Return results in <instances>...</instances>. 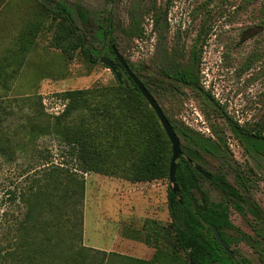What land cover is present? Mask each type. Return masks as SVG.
<instances>
[{
  "label": "rangeland",
  "instance_id": "1",
  "mask_svg": "<svg viewBox=\"0 0 264 264\" xmlns=\"http://www.w3.org/2000/svg\"><path fill=\"white\" fill-rule=\"evenodd\" d=\"M61 4L71 10L75 24L81 32L87 33L88 47L100 52L101 58L106 56L114 60L113 54L107 50L108 41L97 36L101 20H114L115 46L133 66L134 73L153 91L168 116L175 123L206 136H212V128L219 129V135L227 142L233 156L231 165L207 157L209 165H204L205 169L218 173L223 168L228 180L235 184V170L240 166L252 176L255 187L250 196L264 210V146L261 151H256L236 138L231 121L223 115L227 113L240 126L253 133L260 132L264 137V17L261 13L264 0H0L1 37H4L0 42L4 43L5 50L13 46L25 28L40 23L36 40L27 49L25 65L7 88L0 86V105L13 106L6 113L0 108L3 117L0 134L12 141H20L27 150V155L21 154L15 162L0 164V186L4 179L30 177L34 173L31 171L34 163L41 166L52 161L69 167H76L78 163L72 151L59 144L55 136L29 141L26 125L37 113L39 98H42L47 114L58 115L65 108L62 93L108 87L117 82L110 69L100 62L91 64L80 49L73 51L71 48L72 56L67 58L56 45L53 19H56V8ZM78 7L84 11L85 22ZM154 7L161 15L157 26L153 21L157 15ZM132 19L144 30L142 38L137 40L131 39L124 30ZM200 34L198 71L205 92L198 93L189 87H184L178 94L170 89L161 93L155 90L156 85L158 87L156 78L163 69L172 66L179 58L185 57L184 63L189 61ZM176 41L184 47V52H179ZM119 71L127 81L126 74L121 69ZM34 147L37 149L35 153ZM84 176L82 244L111 254L108 256L111 264H130L122 258L125 256L151 260L156 249L143 241L128 238V234H133L128 233V227L140 230L144 214L153 212L160 215V222H171L167 204L169 180L154 182L157 191H144L143 184L119 177L96 173ZM202 188L211 202L221 201L220 193L208 181L202 183ZM2 197L3 192H0V201ZM7 210V207L0 206V224L5 223L3 213ZM230 219L240 231L228 235L239 238L241 232L254 235L250 214L242 217L232 208ZM256 224L257 227L262 225ZM231 249H237L241 254L237 258L238 264H247L244 259L250 264H261L256 251L244 241ZM115 254L120 256L114 257ZM174 257L177 258L167 264H184L183 252H174Z\"/></svg>",
  "mask_w": 264,
  "mask_h": 264
},
{
  "label": "trees",
  "instance_id": "2",
  "mask_svg": "<svg viewBox=\"0 0 264 264\" xmlns=\"http://www.w3.org/2000/svg\"><path fill=\"white\" fill-rule=\"evenodd\" d=\"M153 11L157 13L153 18L157 26L161 15L155 7ZM78 13L85 22L81 7H78ZM261 13L264 17V10ZM53 22L57 32L55 43L67 58L72 56V50L80 49L91 64H99L101 53L88 47L87 33L81 32L75 24L68 6L61 4L56 8ZM39 25L35 22L25 28L13 46L0 57V86L7 88L21 70L27 49L36 40ZM115 27L113 19H103L97 34L108 41L107 50L112 54V45H117L113 36ZM124 30L133 40L142 38L144 34L142 26L133 19ZM201 40L202 34L194 43L187 63L183 62L185 57L179 58L172 66L162 70L156 78L158 87L156 85L155 90L161 93L170 89L178 94L184 87H189L198 93L205 92L198 71ZM176 47L179 52H184L179 41H176ZM130 67L133 70V66ZM126 78L130 84L127 81L121 84L116 78L117 82L112 86L62 93L65 108L58 115L47 114L43 100L39 98L37 113L26 125L29 141L35 142L42 136H55L59 144L72 151L78 163L76 167L52 161L41 166L34 163L31 167L34 173L30 177L1 181L3 197L0 206L8 210L3 213L5 223L0 224V264H111L108 258L111 254L82 244L86 193L84 174L119 177L135 184L170 179L172 144L155 111L127 74ZM0 108L2 113H6L13 106L0 105ZM164 113L180 137L183 150L177 170L179 191L175 194L171 185L167 195L171 222L165 224L159 220H147L141 231L128 227V233H133L128 234V238L143 241L156 250L151 260L125 255L122 258L130 264H167L177 258L174 252H183L184 264H212L211 259H217L225 252L209 225H214L222 235L224 229L234 228L229 219V199L234 197L248 201L246 196L255 185L252 176L240 166L235 170V184L220 168L218 173H212L213 180L208 182L222 194L224 200L212 203L202 188L206 179L196 166L209 165L207 157L224 160L230 166L233 156L227 142L219 135V129H211L214 139L175 123L165 110ZM223 115L231 121V130L236 138L256 151L262 150V133H253L234 122L227 113ZM40 118L42 120L37 121ZM0 122H3L1 113ZM33 149L35 153L36 147ZM21 154L27 155V150L20 141H12L0 134V164L15 162ZM251 207L253 214L261 213L256 203ZM235 208L245 215L244 207L239 203ZM224 239L229 245L233 242L232 239Z\"/></svg>",
  "mask_w": 264,
  "mask_h": 264
},
{
  "label": "water",
  "instance_id": "3",
  "mask_svg": "<svg viewBox=\"0 0 264 264\" xmlns=\"http://www.w3.org/2000/svg\"><path fill=\"white\" fill-rule=\"evenodd\" d=\"M112 51L116 57V60L119 62L120 66L124 69V71L128 74L130 79L134 82V84L138 87L139 91L142 93V95L145 97L147 102L149 103L150 107L155 111L157 117L159 118V121L165 130L171 144H172V151H173V156L171 159V165H170V179L169 182L172 185V191L176 194L179 191V186L177 184V170H178V160L180 157L183 155V150H182V143L181 139L176 133L172 123L169 121L168 117L164 113V110L158 103L157 99L155 96L151 93V91L148 89V87L144 84V82L140 79V77L134 73V71L131 69L128 61L124 57V55L120 52V50L113 45L112 46ZM100 63L105 65L108 69H110L118 79V81L121 84H124V78H123V73L118 70V67L115 63L114 60L104 56L100 59ZM196 170L202 174L206 179L211 181L213 179V176L210 172L206 171L203 169L201 166H196ZM211 229L214 232V235L216 239L221 243V245L228 250V246L226 242H224L223 238L221 237L220 233L218 230L211 225Z\"/></svg>",
  "mask_w": 264,
  "mask_h": 264
},
{
  "label": "flooded vegetation",
  "instance_id": "4",
  "mask_svg": "<svg viewBox=\"0 0 264 264\" xmlns=\"http://www.w3.org/2000/svg\"><path fill=\"white\" fill-rule=\"evenodd\" d=\"M113 46V45H112ZM113 52V51H112ZM113 56H114V61L117 65V60H116V57L113 53ZM118 70L121 69L124 73H126L124 71V69L120 66L119 62H118ZM127 74V73H126ZM128 75V74H127ZM198 166V165H197ZM201 166V165H199ZM202 167V166H201ZM203 169H205L204 167H202ZM206 170V169H205ZM208 171V170H206ZM209 172V171H208ZM212 174V172H210ZM215 174V173H213ZM212 174V176H213ZM205 178V177H204ZM236 178V176H235ZM206 179V178H205ZM213 180V179H212ZM211 180V181H212ZM206 181H209L208 179H206ZM210 182V181H209ZM236 183V181H235ZM255 185V184H254ZM217 190V189H216ZM219 192V191H218ZM252 192V191H251ZM220 193V192H219ZM251 194V193H250ZM249 195L246 196V199L248 201H244V200H238L234 197H231L229 200V204H230V215H229V219H230V216H231V210L232 208H234V210H236L235 208V205L237 203H239L242 207H244V210H245V215L241 214L238 210H236L242 217H247L248 214H250L252 217H253V220L255 223H253L252 221L251 222V229L252 231L254 232V235H248L244 232H241V237H234L233 235H228L227 233L229 232H233V231H240V229L238 227H236L231 219H230V222L232 223V225L234 226V228H227V229H224L223 230V234L218 230V232L220 233L221 237L223 238L224 242H226L227 246H228V250H226L222 245L221 243L216 239L215 235H214V232L213 230L211 229V225H209V228L212 230V233L215 237V239L217 240L218 244L220 245V247L224 250L225 254H220L221 256L218 257L217 259H211L212 260V264H238L237 262V258L241 256L239 250L237 249H234L232 250L231 248L234 246V245H239L241 241H244L246 244H248L252 249H254L256 251V253L258 254V258H259V261L261 264H264V258L262 257L264 255V210L258 205V203L254 200H252V197ZM221 195V201L222 202L224 200L222 194L220 193ZM218 202V203H220ZM213 203V202H212ZM216 203V204H218ZM253 203H256L259 207H260V210H261V213L259 214H253L252 212H250V208L251 205ZM256 223H262V225H260V227H257V224ZM225 238H229V239H232V244L229 245L228 242L224 239ZM220 252V251H219ZM243 262H246L247 264H250L249 261H247L246 259L243 260Z\"/></svg>",
  "mask_w": 264,
  "mask_h": 264
},
{
  "label": "crops",
  "instance_id": "5",
  "mask_svg": "<svg viewBox=\"0 0 264 264\" xmlns=\"http://www.w3.org/2000/svg\"><path fill=\"white\" fill-rule=\"evenodd\" d=\"M2 31H3V23L0 22V40L4 39V37H1ZM1 43L2 42H0V57H2L5 54V49H6L4 46V43H2V44ZM137 184H141V185L143 184L145 186L144 188H142L144 191H147L148 189L154 190L157 187V184H155L154 182L153 183H137ZM155 190L157 191V189H155ZM152 201H153L152 199L149 200V202H151V203H152ZM144 217L145 218L142 221V225H141L142 228L145 226L147 220H160V218H159L160 215L155 214L154 212L151 214H146V215L144 214Z\"/></svg>",
  "mask_w": 264,
  "mask_h": 264
}]
</instances>
